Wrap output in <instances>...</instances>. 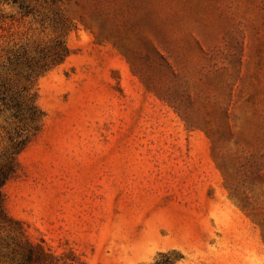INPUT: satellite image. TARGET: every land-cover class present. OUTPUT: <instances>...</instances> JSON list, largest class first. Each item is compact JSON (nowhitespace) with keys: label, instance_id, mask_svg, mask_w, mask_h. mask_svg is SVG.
<instances>
[{"label":"rangeland","instance_id":"1","mask_svg":"<svg viewBox=\"0 0 264 264\" xmlns=\"http://www.w3.org/2000/svg\"><path fill=\"white\" fill-rule=\"evenodd\" d=\"M0 264H264V0H0Z\"/></svg>","mask_w":264,"mask_h":264}]
</instances>
